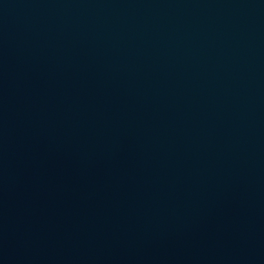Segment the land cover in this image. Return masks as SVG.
Masks as SVG:
<instances>
[{
	"label": "water",
	"instance_id": "water-1",
	"mask_svg": "<svg viewBox=\"0 0 264 264\" xmlns=\"http://www.w3.org/2000/svg\"><path fill=\"white\" fill-rule=\"evenodd\" d=\"M0 264H264V0H0Z\"/></svg>",
	"mask_w": 264,
	"mask_h": 264
}]
</instances>
